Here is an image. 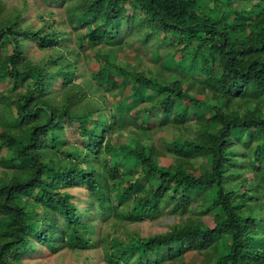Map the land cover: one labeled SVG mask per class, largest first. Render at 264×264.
I'll use <instances>...</instances> for the list:
<instances>
[{"label":"trees","instance_id":"1","mask_svg":"<svg viewBox=\"0 0 264 264\" xmlns=\"http://www.w3.org/2000/svg\"><path fill=\"white\" fill-rule=\"evenodd\" d=\"M73 1L67 23L40 14L24 27L25 8L0 0V82H12L0 90V264H23L35 243L65 255L101 247L106 264H264V0ZM68 24L96 48L87 89ZM159 35L181 56L203 46L187 65L167 61L166 76L126 57L128 47L139 62ZM30 45L48 52L34 60ZM105 90L143 104L139 121L101 102ZM163 210L184 216L147 236L118 229Z\"/></svg>","mask_w":264,"mask_h":264},{"label":"rangeland","instance_id":"2","mask_svg":"<svg viewBox=\"0 0 264 264\" xmlns=\"http://www.w3.org/2000/svg\"><path fill=\"white\" fill-rule=\"evenodd\" d=\"M24 1H25V3H24ZM3 2L5 3L6 7H10L9 9H11L14 6L15 7H21V8L24 7L25 8L24 15L28 21L23 26L28 27L29 25L39 26L41 24V22H39V17H38L40 14H43L44 16L50 17V18L53 17L52 19H55V22H54L55 26H57L58 23L61 21H66V23H67L65 12L72 9V4L74 1L73 0H56V1L55 0H3ZM74 4H75V2H74ZM117 22H118V20H117ZM65 29L70 32L69 35L67 36L66 43H69L70 47H73L80 52L84 51L86 54V56H84L83 54H82V56L80 55V57H79L80 60L78 62V65L80 66L79 71L84 76H82V78L79 77L76 80L78 82L81 81L82 86L84 84V88L87 89L89 86V83H93V81H94V79L91 77L92 72L98 68V58L96 57V54H97L96 48H94V47L91 48L90 46H86V45L80 46L79 40H77V30L76 29L72 30L71 24H68V26H66ZM81 31H84V29H82ZM135 35L136 34L133 33V37H134L133 40L137 41V37ZM152 40H154V44L152 43L149 46L147 45L148 51L141 53V59L139 60V62H137V60H133V52L131 51L132 49L127 47L128 43L125 44V47H127V48L124 50V53H125L127 58L132 60V63L134 65L138 64V66L149 68L153 72L162 71V72H164V76L168 75L170 72L173 73L174 68H175L172 66H168V64L166 63L167 61H170L172 58L173 59H180L179 64L187 65L190 61V58L193 57L194 54L197 53L195 51L196 47L197 46H200V47L203 46V43L197 45V44H195L194 41H191L187 47V52H184V55L181 56L180 50L174 52L173 51L174 49L172 46L170 48L164 47L163 45L160 46V44L164 43L161 35H159L158 37L156 36L155 39H152ZM83 43H85V41H83ZM183 44H184V42H182V44H178V47L180 48ZM104 48L110 49V45L109 44H107L106 46L102 45V48H100V49L104 50ZM171 48L173 50H171ZM47 52L48 51L38 49L32 45H30L29 48H27V50H26V54L34 60L40 59L45 54H47ZM98 53H100V52H98ZM168 55H172V57H169ZM167 56H168V59H166ZM186 71H187V75H193L197 78H203V76L197 72H192L188 69ZM207 72H209V71L207 70ZM82 81H88V83H83ZM59 83H60L59 81H56L54 85L58 86ZM197 86H198V88L195 89L194 87L191 86V83L186 84V86H185L186 93L189 96H194L196 98H200L202 96L203 92H202V89L200 88V86L199 85H197ZM11 88H12V82L9 79H5L4 81L0 82V90H2L3 92H7ZM17 89L18 90L12 94L13 96L23 92L24 86H22V87L19 86V87H17ZM102 92H104V96L101 94L103 97L97 96L101 99V102L102 101L107 102V105L110 106V108H112V109L118 103H120V104L125 106L126 111H131V112L136 111L135 117H137V121H139V113H141L140 110H141V107L143 104L139 103V104H136V106L133 108H128L127 104L129 103V101L126 102V100L123 99L124 94L121 93L120 91L118 92V95L116 97H113L112 94L107 92L106 90L102 91ZM152 111H153L152 114L154 116L156 115V117L154 119L159 120L158 114L161 111H158V112L156 110H152ZM132 115H134V114H132ZM128 117L129 116H127L126 118H128ZM102 121H104L103 118H102ZM154 124H155V121L152 120V122L150 124L152 126V128L155 127ZM163 127L164 128L162 130H160L159 132L163 133L165 135V138L171 139L173 136L179 135V134L174 133L176 131L178 132V128H172V127H169L168 125H165V126L163 125ZM124 129L126 131H123V133L126 134V136L129 135V137H131L133 133H131V131L128 128H124ZM66 130H67L66 136L69 138L70 141H73L75 143H76V141L79 142V140H77L78 139L77 138V135H78L77 132L75 134H72L73 131L71 130V128L69 126H67ZM108 134L109 133H107L106 136H108ZM155 142L160 146L158 139H156ZM6 152L7 151L4 148H0V154H6ZM167 158L172 159L169 156H167ZM244 174H245V177H248L251 175L249 172H244ZM0 175H1V169H0ZM262 186L264 187V183L262 184ZM179 202L182 203V200L180 199ZM193 206H194V203L192 202L187 206L188 207L187 209H192ZM168 207H169V205H168ZM170 209H173V208L170 206ZM187 213H189V212H187ZM181 216H184V215H182V214L180 215V213L178 211H175L173 213H167L166 211L163 210L160 214L156 215L153 218L152 217L151 218L146 217V218H144L138 222H128V223H125V227H121L122 229H120V226H119L118 229H119V231H122L123 229H126V231L131 230L133 232L139 233L140 235L147 236L149 234L161 232V231L168 229L170 224H172L174 222H178L180 220ZM107 229H108V223L104 222L103 227L101 228V231H104ZM84 253H87L88 256L91 257L90 262H88L87 260H84ZM190 255H191V251H188L186 253V256L188 257ZM22 261H23V264H62V262H64L65 264H67V263H70V264H72V263L73 264H87L86 262H88L89 264H106V262H103L101 247L100 248H91V249L81 251L80 255H77V254H74V255L73 254H71V255L66 254L65 255L61 252H54L53 253L46 246L41 245V244H36V243L30 251H27L22 256ZM191 262L194 264L195 260H191Z\"/></svg>","mask_w":264,"mask_h":264}]
</instances>
